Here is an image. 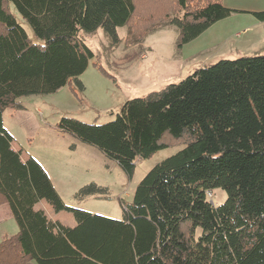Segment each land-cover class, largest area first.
Wrapping results in <instances>:
<instances>
[{"label":"trees","instance_id":"1","mask_svg":"<svg viewBox=\"0 0 264 264\" xmlns=\"http://www.w3.org/2000/svg\"><path fill=\"white\" fill-rule=\"evenodd\" d=\"M234 12L222 0H0V206L9 204L19 228L0 242V264H264V55L199 68L128 100L104 124L61 118V131L130 177L139 161L185 143L141 180L122 220L65 205L3 121L24 96L70 81L84 90L79 77L96 56L84 34L102 29L117 47L120 27L143 38L167 24L181 48ZM250 13L264 22V11ZM219 188L227 199L216 206L209 193ZM104 193L90 184L78 196ZM41 202L71 211L76 225L50 218Z\"/></svg>","mask_w":264,"mask_h":264},{"label":"rangeland","instance_id":"2","mask_svg":"<svg viewBox=\"0 0 264 264\" xmlns=\"http://www.w3.org/2000/svg\"><path fill=\"white\" fill-rule=\"evenodd\" d=\"M222 2L225 6L236 4L232 0ZM240 8L248 11L234 12L217 21L181 48L179 31L167 24L141 39L129 35L127 27H120L122 41L117 47L110 45L102 29L84 34L96 55L79 77L84 90L70 81L55 93L20 98L24 109L7 108L3 121L13 137L14 148L44 167L65 205L122 220L141 180L155 165L182 150L185 143L173 140L152 157L139 161L130 177L98 148L61 131L59 121L72 117L89 124H104L114 120L128 100L179 82L199 68L221 59L264 55V22L250 13L264 11V0L242 2ZM26 27L32 35L30 27ZM90 184L104 188V195L79 197L80 189ZM210 193L209 200L216 206L227 199L221 188ZM38 207L66 226L77 223L69 210L56 212L47 202ZM17 232L15 219L10 218L3 224L0 236L6 233L11 237Z\"/></svg>","mask_w":264,"mask_h":264},{"label":"crops","instance_id":"3","mask_svg":"<svg viewBox=\"0 0 264 264\" xmlns=\"http://www.w3.org/2000/svg\"><path fill=\"white\" fill-rule=\"evenodd\" d=\"M234 3H236V4H230V5H228L227 7H229V8H232V9H235V10H238V11H248V10H241V8H240V3H242V2H244V3H247V2H249V1H254V0H232ZM250 12V11H249ZM28 33H29V31H28ZM30 34V33H29ZM30 36H32L31 34H30ZM19 102H21L20 101V99H19ZM21 105H22V103H20ZM23 106V105H22ZM13 109V108H12ZM23 109H24V106H23ZM16 110V109H15ZM18 111V110H17ZM10 218H14V216H13V213H12V210H11V208H10V206H9V204H4V205H1L0 206V232H2V227H3V224L5 223V222H7L8 221V219H10ZM16 221V220H15ZM17 224V223H16ZM18 226V225H17ZM18 230H19V228H18ZM1 241L4 239V238H6V237H8V235L6 234V233H4V234H2L1 233Z\"/></svg>","mask_w":264,"mask_h":264},{"label":"built area","instance_id":"4","mask_svg":"<svg viewBox=\"0 0 264 264\" xmlns=\"http://www.w3.org/2000/svg\"><path fill=\"white\" fill-rule=\"evenodd\" d=\"M211 194V193H210ZM210 194H209V196H210Z\"/></svg>","mask_w":264,"mask_h":264}]
</instances>
